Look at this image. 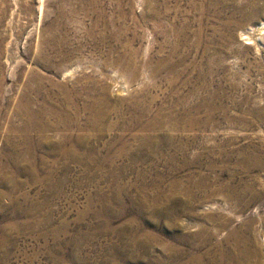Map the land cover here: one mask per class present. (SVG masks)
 Masks as SVG:
<instances>
[{
	"label": "rangeland",
	"instance_id": "obj_1",
	"mask_svg": "<svg viewBox=\"0 0 264 264\" xmlns=\"http://www.w3.org/2000/svg\"><path fill=\"white\" fill-rule=\"evenodd\" d=\"M234 230L264 264V0H0V264L208 260Z\"/></svg>",
	"mask_w": 264,
	"mask_h": 264
},
{
	"label": "bare ground",
	"instance_id": "obj_2",
	"mask_svg": "<svg viewBox=\"0 0 264 264\" xmlns=\"http://www.w3.org/2000/svg\"><path fill=\"white\" fill-rule=\"evenodd\" d=\"M134 103H136V102H134ZM139 104H140L139 107H138V105L135 106L136 107V112H135V115H134L133 120H132L133 124H127V125H128V127L130 125H133V126L137 127L140 132L148 133L147 137H145L143 139V142L152 141L151 138H153L155 136L154 134L158 133L159 131H163L164 132V130H166V125L170 126L171 116H169L167 119L162 120L161 117L159 116L158 112L155 113V114H153L151 112V104L150 103L142 104L140 102ZM77 109L78 108H75V111ZM83 109L87 110V111L88 110L90 111L91 110V104L90 103H85L84 106H83ZM19 112H21V114L26 116L25 122L23 123V125L20 128V131L23 134V136H24L26 141H28L26 133L28 132V130L30 128L36 129L37 132H39V131L42 132L43 130L51 128L48 125L47 126H42V125L36 123V118L35 117L37 115H39L41 112H40V110H37V111L30 110L28 108L27 103H25L22 106V108L19 110ZM77 112L79 113V110ZM77 112L75 114H76V117L78 119L79 115H77ZM104 113L107 114L108 113L107 110ZM106 114L102 115V117H100L99 119H103L104 117L106 118ZM67 118H68V116L66 114V111L64 112V110H62L61 115H60V121L62 123H65L67 121ZM94 121H95V116H91V113H90L89 124L90 123L92 124ZM76 126H77L78 129L81 130V125L78 123V120L76 122ZM7 141H8V139H7ZM137 141H139V143H142V135H141V133H139L137 135ZM11 146H12L13 149L15 148V144L12 142V140H11ZM12 153H13V151H12ZM21 160H22L21 157L19 159L16 158L14 163L19 164L21 162ZM236 231H238V230H234L231 233V235H230V236H232L234 234L231 237V238H233V242L231 244L232 246H230L229 248H224V249H222L220 247L219 252H218V254L215 257L210 258V259L208 258V260H203L202 257H199V255H198V258H195L194 260L193 259L189 260L190 262H188V261L180 262L179 261L180 259L176 260L178 258L177 257V258H172V259H174L176 261V262L173 261L174 262L173 264H246L243 261H239L236 257H238V256L244 257L247 254L249 255L251 248L249 247V244L246 242V240H247L246 238L247 237L245 238V236L242 235V234L237 236L238 232L236 233ZM252 249H253V246H252ZM259 251H260V249H259ZM251 252H253V251H251ZM173 254H174V252H173ZM176 255H179V252L176 251L175 252V256ZM256 260H257V257H256Z\"/></svg>",
	"mask_w": 264,
	"mask_h": 264
}]
</instances>
